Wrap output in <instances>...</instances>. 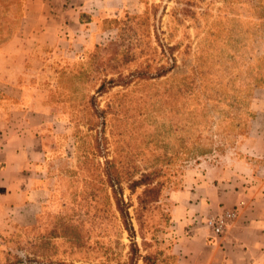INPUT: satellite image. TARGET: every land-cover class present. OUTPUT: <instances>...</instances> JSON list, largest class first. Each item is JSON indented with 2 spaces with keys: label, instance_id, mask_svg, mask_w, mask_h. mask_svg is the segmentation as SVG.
<instances>
[{
  "label": "rangeland",
  "instance_id": "obj_1",
  "mask_svg": "<svg viewBox=\"0 0 264 264\" xmlns=\"http://www.w3.org/2000/svg\"><path fill=\"white\" fill-rule=\"evenodd\" d=\"M106 1L48 0L33 29L0 0V74L55 116L48 190L34 222L0 226V264H175L171 194L242 156L264 0Z\"/></svg>",
  "mask_w": 264,
  "mask_h": 264
},
{
  "label": "crops",
  "instance_id": "obj_2",
  "mask_svg": "<svg viewBox=\"0 0 264 264\" xmlns=\"http://www.w3.org/2000/svg\"><path fill=\"white\" fill-rule=\"evenodd\" d=\"M75 1L77 15L99 13L108 7L106 0H100L101 8L94 3L97 0ZM62 8L61 14H67L68 8ZM55 11L48 0H25L23 20L27 26L30 16H35L32 28L36 29L46 16L56 15ZM33 90L29 83L19 84L11 76L0 74V91L4 93L0 99L1 227L34 222L48 190L46 163L53 146L49 128L55 116L37 100ZM262 92L264 84L253 98L254 115L247 136L240 141L242 156L227 157L228 165L209 167L197 179L188 177L183 189L171 194L170 237L175 264H264ZM226 208H235L236 216L220 236L213 237L206 220Z\"/></svg>",
  "mask_w": 264,
  "mask_h": 264
},
{
  "label": "built area",
  "instance_id": "obj_3",
  "mask_svg": "<svg viewBox=\"0 0 264 264\" xmlns=\"http://www.w3.org/2000/svg\"><path fill=\"white\" fill-rule=\"evenodd\" d=\"M236 216L235 208H226L219 214L207 218L206 223L213 237L220 236Z\"/></svg>",
  "mask_w": 264,
  "mask_h": 264
},
{
  "label": "trees",
  "instance_id": "obj_4",
  "mask_svg": "<svg viewBox=\"0 0 264 264\" xmlns=\"http://www.w3.org/2000/svg\"><path fill=\"white\" fill-rule=\"evenodd\" d=\"M1 94L4 95V93H1ZM117 207H118L119 211H121V206L118 203H117Z\"/></svg>",
  "mask_w": 264,
  "mask_h": 264
}]
</instances>
